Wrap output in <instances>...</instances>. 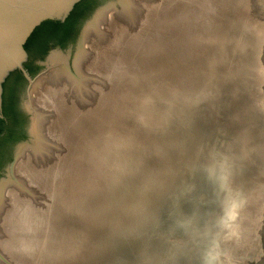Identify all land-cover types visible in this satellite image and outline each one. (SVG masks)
Returning <instances> with one entry per match:
<instances>
[{
    "label": "water",
    "instance_id": "obj_1",
    "mask_svg": "<svg viewBox=\"0 0 264 264\" xmlns=\"http://www.w3.org/2000/svg\"><path fill=\"white\" fill-rule=\"evenodd\" d=\"M80 0H0V264H264V0H110L71 64L24 44Z\"/></svg>",
    "mask_w": 264,
    "mask_h": 264
},
{
    "label": "flooded vegetation",
    "instance_id": "obj_2",
    "mask_svg": "<svg viewBox=\"0 0 264 264\" xmlns=\"http://www.w3.org/2000/svg\"><path fill=\"white\" fill-rule=\"evenodd\" d=\"M108 1L110 0H80L63 20L55 21L57 24L34 38L29 46L30 54L26 51L27 57L23 63L27 75L33 78L39 74L45 68V62L55 53L67 57L70 65L81 29L92 14ZM27 85L28 78L20 70L10 72L2 83L0 119L4 123L0 139L8 132V136L15 138V141L0 149V177L11 160L16 144L28 136V114L23 107Z\"/></svg>",
    "mask_w": 264,
    "mask_h": 264
},
{
    "label": "trees",
    "instance_id": "obj_3",
    "mask_svg": "<svg viewBox=\"0 0 264 264\" xmlns=\"http://www.w3.org/2000/svg\"><path fill=\"white\" fill-rule=\"evenodd\" d=\"M57 23H55V21H51V20H46L42 23H40L31 33V35L28 37V39L26 40L25 44H24V49L25 51L28 52V54H30V43L32 42V40H34V38H36L37 36H39L40 34L44 33L45 30H47V28L55 25ZM3 119H0V132L2 131V126H3ZM10 134V133H9ZM7 132V135L5 133V135L0 139V149L2 146L4 145H9L11 142L15 141V138H12V136H8L9 135ZM21 138V137H20ZM23 138V137H22ZM21 138V139H22ZM19 139V138H18ZM1 151V150H0ZM2 162V157H0V164Z\"/></svg>",
    "mask_w": 264,
    "mask_h": 264
}]
</instances>
